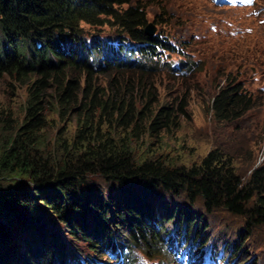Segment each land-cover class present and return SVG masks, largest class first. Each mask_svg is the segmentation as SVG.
I'll use <instances>...</instances> for the list:
<instances>
[{"label":"trees","instance_id":"trees-1","mask_svg":"<svg viewBox=\"0 0 264 264\" xmlns=\"http://www.w3.org/2000/svg\"><path fill=\"white\" fill-rule=\"evenodd\" d=\"M123 4L124 11L115 9ZM142 12L131 0H0V78L26 86L21 120L11 112L0 115V264H103L68 247L61 230L81 238L87 254L107 258L109 249L128 257L133 246L153 248L169 212L177 213V225L184 221L189 257L204 259L207 240L193 226L195 215L168 206L181 194L190 203L202 200L205 210L238 214L251 228L264 226V160L241 182L231 158L218 148L189 166L135 154L134 143L143 135L160 137L178 128L187 106L181 100L158 104L150 90L141 97L143 86L128 81L129 73L136 72L138 81L155 74V64H131L134 52L164 44L159 35L145 33ZM110 20L121 30L117 36L87 46L81 23L113 25ZM96 69L108 76L104 85L95 81ZM81 72L88 76L83 84L72 76ZM227 77L210 102L218 121L235 119L249 106ZM49 111L75 121L70 139L55 140V152L44 133ZM121 225L126 235L116 231ZM168 234L162 241H179L178 226ZM238 236L229 258L250 238ZM212 253L214 264H225Z\"/></svg>","mask_w":264,"mask_h":264},{"label":"rangeland","instance_id":"rangeland-1","mask_svg":"<svg viewBox=\"0 0 264 264\" xmlns=\"http://www.w3.org/2000/svg\"><path fill=\"white\" fill-rule=\"evenodd\" d=\"M131 5L143 8L142 13L147 18L144 31L145 27L151 26L154 34L169 41L172 50L162 51L160 60L166 65H156L152 70L155 74L143 75L142 81H138L136 72L129 73L131 79L128 81L143 86L141 97L150 90L158 104L173 100L187 104L178 128L162 132L160 137L143 135L134 143L135 154L163 155L178 166H189L199 162L209 150L218 148L231 158L236 174L244 182L253 167L264 160V0H131ZM126 7V4L117 5L115 9L122 12ZM110 22L113 25L96 27L81 23V34L87 46L93 40L108 41L117 36L121 30L113 20ZM168 64L179 69L172 72ZM72 76L80 84L88 77L84 72L72 73ZM227 76L238 84V92L250 99L249 106L235 119L218 121L213 117L210 102L219 87L227 83ZM94 77L96 82L104 85L108 76L96 73ZM129 87L132 88L131 85ZM25 90L26 86L2 76L0 115L11 112L14 119L21 120ZM46 121L44 133L50 141L48 149L55 152V140L57 137L70 139L75 121L60 118L53 111L47 113ZM16 180L20 182L21 179ZM168 206L183 207L195 215L192 217L193 226L197 227V232L205 234L207 240L202 246L204 252L221 254L225 264H240L246 259L245 264H264V226H246L243 217L222 208L205 210L202 200L190 203L185 194L170 199ZM155 207L151 206V209L159 220L161 214L155 211ZM177 220V213L166 214V220L160 223L163 229L159 238H154L153 248L145 251L143 246L132 247L136 259L134 264H172L169 253L161 246L167 249L169 244H178V255L189 249L190 241L184 236V221L177 225ZM176 226L179 228V241L163 242L161 235L165 239V232L173 234ZM194 228L189 237L194 234ZM116 231L126 235V226H118ZM240 232L241 236L250 238L237 256L229 258V252H233L231 245L236 244ZM59 235L82 258L89 255L95 260H107L105 256L87 254V245L81 238H73L62 230ZM183 237L185 239L181 243Z\"/></svg>","mask_w":264,"mask_h":264},{"label":"water","instance_id":"water-1","mask_svg":"<svg viewBox=\"0 0 264 264\" xmlns=\"http://www.w3.org/2000/svg\"><path fill=\"white\" fill-rule=\"evenodd\" d=\"M150 28H151V26H147V27H145V31H146V33L149 34V35L153 33V28H151L152 30H151Z\"/></svg>","mask_w":264,"mask_h":264}]
</instances>
